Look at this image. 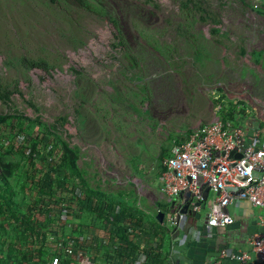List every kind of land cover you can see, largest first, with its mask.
I'll return each mask as SVG.
<instances>
[{
    "label": "rangeland",
    "instance_id": "rangeland-1",
    "mask_svg": "<svg viewBox=\"0 0 264 264\" xmlns=\"http://www.w3.org/2000/svg\"><path fill=\"white\" fill-rule=\"evenodd\" d=\"M236 99L264 118V0H0V157L69 198L50 246L79 220L170 221L147 170ZM64 148L92 196L53 182Z\"/></svg>",
    "mask_w": 264,
    "mask_h": 264
},
{
    "label": "built area",
    "instance_id": "built-area-1",
    "mask_svg": "<svg viewBox=\"0 0 264 264\" xmlns=\"http://www.w3.org/2000/svg\"><path fill=\"white\" fill-rule=\"evenodd\" d=\"M244 104L236 99L232 105L220 107L224 108L222 116L216 113L186 137L174 139L158 164L147 170L155 175L159 192L170 203V223L184 204L182 198H176L189 193L188 208L196 213L204 201L205 188L214 193L205 217L208 226L233 223L227 207L235 201L264 208V118H257L256 107L248 110ZM258 226L249 237V245L258 264H264V217L258 219ZM72 244L69 239L61 254L48 258V264H100L87 253H75ZM220 256L238 264H250L251 259L247 251L235 253L225 248Z\"/></svg>",
    "mask_w": 264,
    "mask_h": 264
},
{
    "label": "crops",
    "instance_id": "crops-1",
    "mask_svg": "<svg viewBox=\"0 0 264 264\" xmlns=\"http://www.w3.org/2000/svg\"><path fill=\"white\" fill-rule=\"evenodd\" d=\"M210 193L211 202L214 193L208 191L200 210L193 215L179 212L174 223L168 219L158 221L155 217L153 222L142 224L133 233H126L125 238H118L112 225L96 229L79 220L75 225L78 236L71 239L73 249L75 253H87L100 264H174L176 260L179 264H238L234 259L220 256V250L225 248L235 253L247 251L251 255L250 264H258L250 251L249 237L259 230L258 219L264 217V208L235 201L227 207L233 223L211 227L205 221ZM56 196L65 201L68 198L64 192H57ZM181 198L183 201V197L176 200ZM62 205L65 218L69 215L67 203ZM171 211L170 208L169 215ZM71 236L60 231L58 242L53 246L47 243V239L40 242V246L51 256L60 253Z\"/></svg>",
    "mask_w": 264,
    "mask_h": 264
},
{
    "label": "trees",
    "instance_id": "trees-1",
    "mask_svg": "<svg viewBox=\"0 0 264 264\" xmlns=\"http://www.w3.org/2000/svg\"><path fill=\"white\" fill-rule=\"evenodd\" d=\"M64 151L66 153L64 174L54 178L53 182L61 189L70 184L71 187L74 185L86 196H92L94 192L86 189L76 169V155L71 149L64 148ZM16 169V163L0 157V264H48L50 256L40 246V242H45L49 222H53L55 214H62L57 210H64L62 204L66 202L68 206L69 198L65 201L64 198L57 197L50 186H42L39 181L32 178L30 183L12 182L11 178ZM27 185L31 187L36 185V192L29 197L26 206ZM18 193L20 198H17ZM73 199L75 196L70 201ZM162 207L163 210L169 211L170 203H165ZM104 220L111 222L107 217ZM114 224L116 236L125 238L123 229L117 223Z\"/></svg>",
    "mask_w": 264,
    "mask_h": 264
},
{
    "label": "water",
    "instance_id": "water-1",
    "mask_svg": "<svg viewBox=\"0 0 264 264\" xmlns=\"http://www.w3.org/2000/svg\"><path fill=\"white\" fill-rule=\"evenodd\" d=\"M208 191H209V188H205L203 191V199L204 200L206 199V195H207ZM182 196H183L182 202H184V204L182 205L180 212L181 213H187L189 215H193L194 212L188 208V200L190 198V194L187 192H184V193H182ZM171 212H173V211H171ZM162 217H163L162 212L157 213L156 218L158 219V221H162ZM174 264H179V260H176Z\"/></svg>",
    "mask_w": 264,
    "mask_h": 264
}]
</instances>
